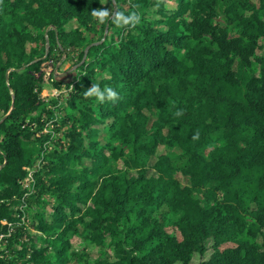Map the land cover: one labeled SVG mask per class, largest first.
Segmentation results:
<instances>
[{
	"label": "trees",
	"instance_id": "16d2710c",
	"mask_svg": "<svg viewBox=\"0 0 264 264\" xmlns=\"http://www.w3.org/2000/svg\"><path fill=\"white\" fill-rule=\"evenodd\" d=\"M101 9L110 13L103 21L93 15ZM118 12L141 18L118 22ZM105 28L109 40L81 46ZM70 46L85 58L59 121L66 148L43 154L34 175L41 189L23 197L24 140L41 130L36 112L50 116L40 64ZM93 83L119 99L86 97ZM105 131L103 144L92 139ZM0 134V264L79 263L86 254L73 236L98 248L89 264H190L209 248L198 264H264L262 9L240 12L234 0H0ZM160 142L185 153L189 185L164 154L151 167L126 160L133 174L110 171L126 147L149 155ZM82 158L88 165L75 174L70 163ZM43 191L54 203L49 215L33 213L35 234L17 208L32 209Z\"/></svg>",
	"mask_w": 264,
	"mask_h": 264
},
{
	"label": "rangeland",
	"instance_id": "374dc122",
	"mask_svg": "<svg viewBox=\"0 0 264 264\" xmlns=\"http://www.w3.org/2000/svg\"><path fill=\"white\" fill-rule=\"evenodd\" d=\"M237 4V7L240 12L244 13H250L255 9H262L264 10V0H234ZM167 6H171V4H168ZM122 8L128 9V4H123ZM75 25L74 22L69 23V26ZM68 26V27H69ZM232 32H235L232 30ZM108 32L106 28L104 30H100L96 34L89 37L88 41L82 42L81 46L84 47L86 43H89L91 41H94L95 43L101 42L104 39L109 40ZM30 46H28L29 48ZM85 50H87V47H85ZM78 54L80 55V49L79 47L70 46L68 53L65 55H62L61 59L59 61H51V60H44L40 64V69L42 71V81L39 87V97L40 100L45 103H48V107L46 109L50 110V116L48 118V115L44 114V112H36L34 115L39 116L40 124L39 127H41V130H38L30 139L24 140V146L26 150V156L30 159V164L23 166L22 170L25 172L24 177L20 183V189L22 191H26L27 193H24V197H30L34 195L35 193H39V186L36 185V178H35V172L43 165L41 162V157L43 154L48 153L50 151H56L58 152L60 149V145L63 143L62 138L60 136L62 135L63 131L66 130V126H60V120L63 119L66 114L69 113V110L67 108H64L66 105V100L69 97V91L74 89L75 86V80L79 73H82V67L81 63L83 62L85 55L83 58H78ZM257 54H259V51H257ZM17 59H15L14 66ZM89 88V87H88ZM87 88V89H88ZM146 114L148 115V126L152 124V121L156 119V109L155 107L145 110ZM46 117V118H45ZM34 124V128L38 127ZM1 136V134H0ZM108 134L105 131L104 133L95 134L94 139L95 141L103 144L108 139ZM43 138H46L42 140ZM1 139V137H0ZM60 141V142H59ZM87 141V140H86ZM118 144V141H114ZM208 144L205 146L203 150V155L208 158L209 151L212 148L213 142L208 141ZM63 148H66V143H63ZM45 148V149H43ZM160 154L167 155L170 160L171 166L174 168V177L179 180L182 184L189 185L188 177L182 172V169L185 167L186 163V155L185 153L177 146L168 145L165 143L160 142L153 154H145L141 152L140 154H135L131 147H126L123 150V156L117 160L110 159L108 162L109 169L113 174H118L119 169H123L129 172V174H133L134 170L128 168L125 165V161L128 159L136 158L138 161L143 162L146 166L151 167L156 161L157 157ZM88 160L86 158H82L79 163L76 161H72L70 163V166L75 174H78L81 167L87 166ZM1 167V164H0ZM153 171V169L148 170V173L150 174ZM54 175V174H51ZM33 178L32 182L29 178ZM28 181V182H27ZM26 185L28 187H26ZM199 193L195 191V195H198ZM52 195L49 192H44L40 195V200L35 203L34 207L28 208L23 207L24 213L23 215L18 214V218L20 215V221L25 225V228L32 233L38 234L39 232L37 230H34L31 228V221H32V215L35 211L38 213H45L46 215H49L51 213L50 207L48 206V202L54 203V198L51 197ZM37 198V197H35ZM19 211V206H18ZM179 217V214H172L170 215L171 220H175ZM250 217V216H249ZM166 231L172 232L174 235L179 236V233L174 230L171 226L166 227ZM24 239H22L23 241ZM71 244L74 247L75 250H83L86 254L85 259L82 260L79 263L76 264H89L91 263L98 255L99 250L95 246L93 242H89V240H82L79 237H71ZM256 240L258 242L261 241V235L258 234L256 237ZM1 243V242H0ZM2 244V243H1ZM0 244V246H1ZM38 245L39 243L36 242ZM210 244V243H209ZM230 246L229 243L222 244L221 247ZM211 249L209 248L203 256H199L198 254H194L192 256V259L190 261V264H198L201 260L207 259L210 256Z\"/></svg>",
	"mask_w": 264,
	"mask_h": 264
},
{
	"label": "clouds",
	"instance_id": "9594fccd",
	"mask_svg": "<svg viewBox=\"0 0 264 264\" xmlns=\"http://www.w3.org/2000/svg\"><path fill=\"white\" fill-rule=\"evenodd\" d=\"M108 9L94 10L93 15L97 16L103 21L104 18L109 16ZM118 22L122 20L124 23H138L140 21V14L138 12H131L125 14L123 12H118L115 14ZM86 97H95L98 103H104L105 101L115 102L119 99L120 93L111 86L101 87L98 83H93L84 93ZM179 114V113H178Z\"/></svg>",
	"mask_w": 264,
	"mask_h": 264
},
{
	"label": "built area",
	"instance_id": "2783aa9c",
	"mask_svg": "<svg viewBox=\"0 0 264 264\" xmlns=\"http://www.w3.org/2000/svg\"><path fill=\"white\" fill-rule=\"evenodd\" d=\"M30 180H31V182H32V180H33V178L31 177V178H29ZM28 182V181H27ZM26 187H28L27 185H26ZM25 193H27V192H25ZM24 197V196H23ZM23 207H24V205L23 204H20L19 205V211L21 212V213H24V209H23ZM20 214V213H19ZM21 215H23V214H21ZM19 218H20V215H19ZM2 222H5V221H2ZM3 238V235L1 234L0 235V241H1V239Z\"/></svg>",
	"mask_w": 264,
	"mask_h": 264
}]
</instances>
